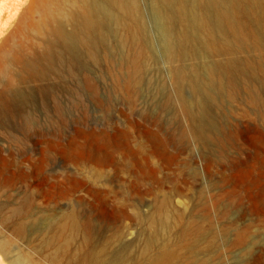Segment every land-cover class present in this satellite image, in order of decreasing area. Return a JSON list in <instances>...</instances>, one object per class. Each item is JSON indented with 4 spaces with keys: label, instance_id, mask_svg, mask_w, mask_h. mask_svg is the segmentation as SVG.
Masks as SVG:
<instances>
[{
    "label": "rangeland",
    "instance_id": "obj_1",
    "mask_svg": "<svg viewBox=\"0 0 264 264\" xmlns=\"http://www.w3.org/2000/svg\"><path fill=\"white\" fill-rule=\"evenodd\" d=\"M25 1L0 0V17L8 19L6 5L32 2ZM139 1L149 48L136 90L122 86L132 49L113 24L95 48L97 61L81 45L57 43L48 76L23 74L20 64L24 79L16 85L0 76V233L10 238L11 256L33 264L97 254L110 262L127 246L144 263L163 244L175 250L174 264H264L262 51L211 55L194 41L193 54L171 64L162 16L153 0ZM21 13L0 28V57ZM231 58L254 68L211 78L206 67ZM174 64L189 78L197 69L198 89L185 82L179 92ZM70 210L80 229L41 249L40 231ZM0 255L11 264L10 254Z\"/></svg>",
    "mask_w": 264,
    "mask_h": 264
},
{
    "label": "bare ground",
    "instance_id": "obj_2",
    "mask_svg": "<svg viewBox=\"0 0 264 264\" xmlns=\"http://www.w3.org/2000/svg\"><path fill=\"white\" fill-rule=\"evenodd\" d=\"M153 5L164 20L165 47L171 64L193 54V43L197 41L211 55H232L250 47L262 51L260 61L264 68V0H153ZM5 8L4 15L8 14V19L4 21L2 16L0 17V28L3 29L20 8L22 12L18 23L21 26L9 39L7 48L0 57V76L6 78L10 86L23 80L24 73L36 78L48 76L52 70V53L57 43L67 50H73L77 45H81L89 51L90 57L97 61L95 48L107 40L105 31L108 24L118 26L126 32L122 43L128 44L132 49L126 60L128 73L123 81V88L126 91H133L140 85L142 60L146 57L149 41L139 0H32L23 8L18 3L6 5ZM36 14L40 17L38 21L34 19ZM175 26L180 28L178 32L174 31ZM17 37L19 43H16ZM39 40H42V45ZM30 49L34 51L35 58H31ZM40 58L48 64V70H39L37 61ZM15 64L22 65L23 74L16 72L18 69L15 70ZM219 64L206 67L211 78H215L223 70L234 73L238 68L241 70L247 67L254 68V65L248 63L240 65L232 58L222 65ZM193 69L189 78L181 66L174 64L172 72L179 92L185 82L198 89V71L196 68ZM211 78L208 85L212 83ZM230 84L234 85L233 82ZM181 101L183 107L188 110L189 107L183 97ZM13 212H17V209ZM151 216L152 214L146 215L144 221L150 222L153 218ZM80 227V219L75 210L62 212L40 231L41 249L54 248L67 232L76 233ZM7 237L0 233V252L5 257L13 253L10 238ZM139 238L140 236L133 242ZM153 243L152 237L145 239L140 252L149 249ZM68 244L66 241L59 248L64 250ZM130 250L129 246L124 247L123 251L116 254L110 262L97 254L89 259L76 256L70 264H174L176 255L171 246L163 244L155 255L147 258L146 262L138 263L139 256L132 255ZM51 257L57 258L55 254ZM1 258L2 255L0 264H3ZM10 260L8 262L11 264H33L30 257L22 253L13 254Z\"/></svg>",
    "mask_w": 264,
    "mask_h": 264
}]
</instances>
